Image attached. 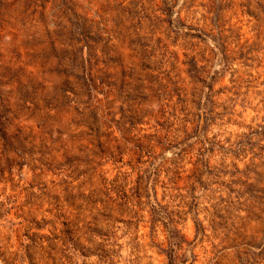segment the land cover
<instances>
[{"label":"rangeland","instance_id":"rangeland-1","mask_svg":"<svg viewBox=\"0 0 264 264\" xmlns=\"http://www.w3.org/2000/svg\"><path fill=\"white\" fill-rule=\"evenodd\" d=\"M0 260L264 264V0H0Z\"/></svg>","mask_w":264,"mask_h":264},{"label":"built area","instance_id":"built-area-1","mask_svg":"<svg viewBox=\"0 0 264 264\" xmlns=\"http://www.w3.org/2000/svg\"><path fill=\"white\" fill-rule=\"evenodd\" d=\"M0 264H6V263L0 260Z\"/></svg>","mask_w":264,"mask_h":264}]
</instances>
